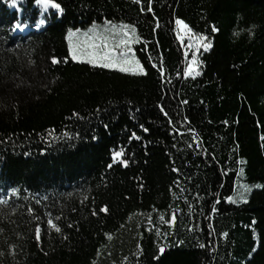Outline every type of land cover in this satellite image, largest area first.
<instances>
[{"label":"trees","instance_id":"16d2710c","mask_svg":"<svg viewBox=\"0 0 264 264\" xmlns=\"http://www.w3.org/2000/svg\"><path fill=\"white\" fill-rule=\"evenodd\" d=\"M57 2L0 0V264H264V0ZM94 24L147 74L71 60Z\"/></svg>","mask_w":264,"mask_h":264},{"label":"snow or ice","instance_id":"6c2138e0","mask_svg":"<svg viewBox=\"0 0 264 264\" xmlns=\"http://www.w3.org/2000/svg\"><path fill=\"white\" fill-rule=\"evenodd\" d=\"M17 0H11V3L15 5ZM134 3L140 4L142 3V0H133ZM147 4V11H152V0H143ZM35 3L38 6H42L45 10L48 8H52L57 10L60 14L63 13L64 8L62 7V4L57 2V0H35ZM145 9L141 8V11L143 12ZM44 23V20H40L39 23L36 25L39 27L41 24ZM109 24L111 22L109 21ZM175 25L177 26L178 34L179 33H185L188 34L189 39V47H202L205 51L211 48L210 42L207 41V37L199 34H193L191 27L185 23L182 19H176ZM24 25L22 24H16V28H22ZM213 32L218 31V29L213 25L212 29ZM105 33H114V37L107 35ZM75 37V40L73 39ZM84 39H80V29H76L75 32L69 31L68 33V40H69V52L73 60H77L83 56H88V63L93 64L94 66H100L103 68H117L122 73H130V74H142L146 75V71L144 67L141 65L140 61L135 58L134 55H132V48L130 45L134 43L136 40L139 39V37L136 35V28L133 25L128 24H121L119 28L115 25L112 26V28H105L103 32L97 30V26L94 24L92 28H90L87 32L83 33ZM53 63H59L60 61L56 58H52ZM185 76H196L199 75L198 71V61L196 54L193 53L191 62L186 66L184 70ZM184 103H187V101H184ZM161 111L163 112L164 109L161 107ZM167 115V112L164 113ZM227 123V122H225ZM147 131V129H144ZM122 153L117 151L113 154V158L121 156ZM241 164L245 163L244 160L239 161ZM126 165V161L123 162ZM111 167V165H109ZM244 169H240V174L243 175ZM244 189V193L250 192L253 187L255 188H261L264 187V185L255 184V185H248V184H242L240 186ZM244 193H241V199H245ZM228 201L235 203L236 201L233 199V197H228ZM246 202V199H245ZM102 211H107V208L105 207L102 209ZM95 214V213H94ZM161 220L164 219V217L160 218ZM176 221V216L173 215L171 217L170 223H173ZM48 224L55 227V230L57 232L60 231L59 227H56L53 225V222L51 220L48 221ZM37 233H39V228L37 229ZM159 234V232L157 233ZM226 235V234H225ZM39 239V236L37 237ZM201 247H204V245H201ZM164 248L161 247L159 251L161 253L164 252Z\"/></svg>","mask_w":264,"mask_h":264},{"label":"rangeland","instance_id":"374dc122","mask_svg":"<svg viewBox=\"0 0 264 264\" xmlns=\"http://www.w3.org/2000/svg\"><path fill=\"white\" fill-rule=\"evenodd\" d=\"M43 8V7H42ZM44 9V8H43ZM90 28H92V27H87V28H85L84 30H80V39H84V37H83V33H85V32H87ZM105 28H106V26H101V25H97V30L98 31H101V32H103L104 30H105ZM107 28H112V27H108L107 26ZM20 31H23L22 29H20ZM73 32H75L74 30H72ZM68 33H69V31L67 32V34H66V40H67V48H68V51H69V47H70V45H69V40H68ZM105 34H107V35H110V36H113L114 37V33H105ZM186 35L187 34H185V33H180V38L183 40V37H186ZM74 40H75V37L73 38ZM133 44V43H132ZM130 45V47L132 48V50H133V45ZM132 55H134V51L132 52ZM69 58L71 59V60H73L72 59V57H71V55H70V52H69ZM88 59H89V57L88 56H83V57H81V58H79V59H77V60H73V61H76V62H79V63H88ZM137 59V58H136ZM191 61H189L188 62V64L190 63ZM90 64V63H89ZM91 65H93V64H91ZM94 66V65H93ZM95 67H98V66H95ZM100 67V66H99ZM103 68V67H102ZM104 69H107V70H115V71H118V72H120L117 68H112V69H109V68H104Z\"/></svg>","mask_w":264,"mask_h":264},{"label":"water","instance_id":"95a60500","mask_svg":"<svg viewBox=\"0 0 264 264\" xmlns=\"http://www.w3.org/2000/svg\"><path fill=\"white\" fill-rule=\"evenodd\" d=\"M164 253V252H163ZM162 254V253H161Z\"/></svg>","mask_w":264,"mask_h":264}]
</instances>
